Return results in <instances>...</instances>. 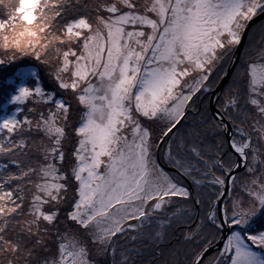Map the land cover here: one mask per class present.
Returning a JSON list of instances; mask_svg holds the SVG:
<instances>
[{
    "label": "snow or ice",
    "instance_id": "1",
    "mask_svg": "<svg viewBox=\"0 0 264 264\" xmlns=\"http://www.w3.org/2000/svg\"><path fill=\"white\" fill-rule=\"evenodd\" d=\"M260 16L264 0H0V65L30 57L54 87L20 71L0 105V264H264V47L209 95ZM180 226L183 260L160 247Z\"/></svg>",
    "mask_w": 264,
    "mask_h": 264
},
{
    "label": "rangeland",
    "instance_id": "2",
    "mask_svg": "<svg viewBox=\"0 0 264 264\" xmlns=\"http://www.w3.org/2000/svg\"><path fill=\"white\" fill-rule=\"evenodd\" d=\"M43 35L44 34H41V36ZM241 43V45L235 46L231 53V59L226 58L224 61H222L218 69L214 71L210 77V79H215L217 75H220V79L215 81L213 92L209 94L213 102L215 101L216 96L220 94L225 88H227L229 84H231L233 75L240 69L242 63H244L249 58L256 59L258 50L261 47H264V16L260 18L256 17L253 19V21L249 22V26L244 30ZM3 57L4 50L0 49V58ZM30 68H34L39 72L42 85L46 88V90L54 91L53 84L49 79L44 66L30 57H20L4 65H0V105L5 103L6 91L11 90L9 81L16 80L17 73ZM220 69L223 71L221 72ZM223 73H227V75H224ZM223 80H225V82L220 85ZM12 107L13 106H9V110H11ZM210 107L213 111H215L214 103H212ZM160 163L165 167L166 171H173L163 160H161ZM187 183L191 184V181H188ZM193 194L195 195V191ZM182 230H186L185 226L174 227L171 229L169 231L167 241L160 245V247L164 249L166 256H169L172 250L179 249L180 259L183 260V252L189 246L183 242ZM156 251V248L149 246L145 249V255L143 259H151V257L156 254ZM214 251L215 248L210 251L209 255H211ZM161 259H163V257Z\"/></svg>",
    "mask_w": 264,
    "mask_h": 264
},
{
    "label": "water",
    "instance_id": "3",
    "mask_svg": "<svg viewBox=\"0 0 264 264\" xmlns=\"http://www.w3.org/2000/svg\"><path fill=\"white\" fill-rule=\"evenodd\" d=\"M260 17H262V16H260ZM260 17H259V18H260ZM241 44H242V43H241ZM241 44H240V45H241ZM240 47H241V46H240ZM225 80H226V79H225ZM225 80H223V81L220 83V85H222V84L225 82Z\"/></svg>",
    "mask_w": 264,
    "mask_h": 264
},
{
    "label": "trees",
    "instance_id": "4",
    "mask_svg": "<svg viewBox=\"0 0 264 264\" xmlns=\"http://www.w3.org/2000/svg\"><path fill=\"white\" fill-rule=\"evenodd\" d=\"M145 260V259H144Z\"/></svg>",
    "mask_w": 264,
    "mask_h": 264
}]
</instances>
